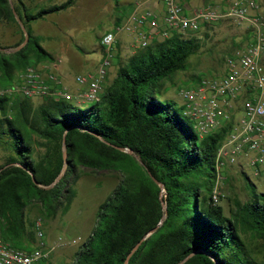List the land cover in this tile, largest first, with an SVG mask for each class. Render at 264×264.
<instances>
[{
  "label": "trees",
  "instance_id": "1",
  "mask_svg": "<svg viewBox=\"0 0 264 264\" xmlns=\"http://www.w3.org/2000/svg\"><path fill=\"white\" fill-rule=\"evenodd\" d=\"M76 2L32 12L24 0H0V23L20 29L15 47L25 39L19 20L29 36L22 48L9 53L0 45V86L12 83L30 64L54 61L31 23ZM202 43L177 32L154 40L121 63L101 102L86 108L53 97L41 98L37 105L29 98H0V147L6 152L0 164L4 238L28 249L35 227L28 225L25 210L34 202L48 218L67 212L75 192L70 185L64 188L63 181L76 182L80 165L119 172L122 179L99 206L96 224L73 264H124L134 245L154 228L128 264H264L244 237L264 240V191L257 192L243 171L252 197L237 201L230 216L212 203L216 156L235 121L201 138L173 101L158 97L163 82L186 70Z\"/></svg>",
  "mask_w": 264,
  "mask_h": 264
},
{
  "label": "built area",
  "instance_id": "2",
  "mask_svg": "<svg viewBox=\"0 0 264 264\" xmlns=\"http://www.w3.org/2000/svg\"><path fill=\"white\" fill-rule=\"evenodd\" d=\"M162 11L137 6L128 17L101 36L104 50L100 65L94 72L79 74L75 83L84 87L83 101L101 102L102 86L113 60L118 54V37H131L134 52L154 40H164L174 32L184 35L198 32L206 24L228 20L244 25L247 41L236 47L225 59L220 76H200L197 86L182 88L183 115L201 138L235 121L216 156V170L225 165L244 162L257 177L264 176V8L257 0H225L221 6L205 5L190 10L184 0H152ZM60 63V60L57 61ZM46 98L71 102L75 96L63 77L48 65L30 64L18 71L15 80L0 86V98ZM220 193L212 192V203L218 204ZM37 244L32 249L14 246L6 240L0 224V264H40L50 257L43 219L34 223ZM61 245L64 240L57 238ZM73 239L71 243H77Z\"/></svg>",
  "mask_w": 264,
  "mask_h": 264
},
{
  "label": "rangeland",
  "instance_id": "3",
  "mask_svg": "<svg viewBox=\"0 0 264 264\" xmlns=\"http://www.w3.org/2000/svg\"><path fill=\"white\" fill-rule=\"evenodd\" d=\"M29 4L32 12L41 7L49 6L54 3H62L65 0H25ZM113 1V3H112ZM120 0H78L74 7L66 11L49 14L46 20H38L32 23L36 33H40L41 41L44 47L54 51L57 45L64 40L71 47L68 53L59 54L57 61L60 64L70 67L71 81L75 82L76 73L79 70L76 67V58H94L99 59L102 50L99 47L101 33L109 27L105 16L114 8ZM132 1V0H129ZM201 2L202 0H194ZM264 8V0H257ZM225 0H211L206 5L221 6ZM118 6V5H117ZM112 11L120 15H125L130 11L129 6H120ZM247 30L244 25H238L228 20H222L214 24L203 26L194 34L187 36H196L203 41L201 50L193 55L188 62L186 70L178 71L163 82L159 89L158 97L162 100H171L175 107L183 114V98L180 95L182 88H192L198 84V76H220L225 71V59L235 48V45L246 43L245 36ZM100 34V35H99ZM20 29L15 24L0 23V45L6 47L5 52L9 53L16 49L15 45L20 41ZM101 40V39H100ZM78 41V43L76 42ZM78 44L80 47H76ZM118 50V55L112 62L110 74L104 82L108 85L112 81V76L116 75L117 69L121 63H125L131 56L128 50L122 48ZM60 74V73H59ZM61 75V74H60ZM62 76V75H61ZM37 105L41 98H31ZM76 100L70 103L74 105ZM94 101H86L81 104V108L94 105ZM76 106V105H74ZM43 151V149H41ZM6 152L0 147V164L4 161ZM244 162V172L255 184L256 191H264V176H255L253 170L246 160ZM78 179L76 182L65 183L75 192V197L67 212L59 211L55 217L48 218L38 202H34L25 210L26 221L28 225H34L36 219H43L45 232H48L50 257L40 264H51L54 258L61 254H66V264H73L76 260L77 250L90 236L96 221L99 206L106 201L112 194L120 180L122 174L116 171L94 170L83 166L77 167ZM243 168L238 165H225L219 174L216 173V179L213 189L220 193L219 206L224 210L227 216L234 211L237 201L244 202L253 195L252 186L246 179ZM61 225V226H60ZM61 237L64 244L57 242ZM247 245L253 255L264 263V240L244 236ZM36 230L35 239L36 240ZM77 239V243H71Z\"/></svg>",
  "mask_w": 264,
  "mask_h": 264
},
{
  "label": "crops",
  "instance_id": "4",
  "mask_svg": "<svg viewBox=\"0 0 264 264\" xmlns=\"http://www.w3.org/2000/svg\"><path fill=\"white\" fill-rule=\"evenodd\" d=\"M210 1L211 0H202L201 2L197 3V1H194V0H184L186 6L190 10H193L194 8L203 7ZM25 3L27 4L26 1H25ZM112 3H113V1H112ZM114 4H116L115 7L113 8L111 6L110 11L105 16V19H107L108 23L110 24L109 27L105 29V32H107L110 29L114 28L122 20H124L126 17H128V15L134 9H136L137 6L149 7V8H152L154 10H157V11H162L161 5L157 4L156 2H154L152 0H132V1L120 0L117 3H114ZM27 6L30 8L29 4H27ZM120 6H129L130 7V11L127 14H125V15H120V14H117L116 12L112 11L115 8H116V11H117ZM44 19L46 20L47 18L45 17ZM44 19H40V20H44ZM34 22L35 21H33L32 23H34ZM32 23H31L32 31L34 32V34L38 35L40 37V40H41L40 33H36L35 32V30H34V28L32 26ZM104 33H101V35H103ZM243 37L247 38V36H243ZM100 39H99V47L102 50V55L99 57V59H94V58H87V59L86 58H76V67L79 69L77 71V73H76V76L79 75V74H87L89 72H94L97 69V67L100 65L102 57L104 55V50H103V48H102V46L100 44ZM131 40H132L131 37L129 35L125 34V33L119 35L117 48H118V50L121 49L120 53L122 52V48H124L125 50H128L131 53V55L135 53L134 50H133V47H131V42H132ZM76 42L78 43V41H76ZM41 44H42V41H41ZM76 47H80V46L78 44H76ZM44 48L48 52H50L54 56L55 59H54V61H51V62H48V61L42 62V63L39 64V66L48 65V67L50 69L54 68V70L57 73H60L62 75V77H63L65 85L68 87L70 92L75 96V100L76 101L74 102V105L81 106V104L84 103L85 101L81 100L79 95L82 92V90L84 89V87L79 86L77 83L71 81V77L69 75L71 69H70L69 66H63L62 67V65L60 64L61 62L59 64L57 63V59H58L59 54H61L62 52L68 53L69 51H71L70 45L68 43H66L64 40H62L61 43L59 45H57V48H55L56 50H54V51H51V50L47 49L46 47H44ZM111 68H112V66H111ZM110 69H109L108 75L110 74ZM115 76L116 75L112 76L111 79L113 80L115 78ZM105 88H106V84H103L102 91H104ZM45 234H46L47 244L49 245V243H50L49 239L50 238L48 239V232L46 231ZM36 244H37V239L34 240L29 245L28 249L34 248L36 246ZM78 250L76 252H78ZM65 260H67L66 254L65 255L61 254L58 257L54 258V260H53V262L51 264H66Z\"/></svg>",
  "mask_w": 264,
  "mask_h": 264
},
{
  "label": "water",
  "instance_id": "5",
  "mask_svg": "<svg viewBox=\"0 0 264 264\" xmlns=\"http://www.w3.org/2000/svg\"><path fill=\"white\" fill-rule=\"evenodd\" d=\"M19 23L21 25V28L22 30L24 31V36H25V39L24 41L22 42L21 45H19L15 50L17 49H20L22 48L29 40V36H28V33H27V30L25 28V26L23 25V23L19 20ZM119 149L123 150V151H127L128 153L130 154H133V151L131 149H126V148H122V147H118ZM63 157H64V160H65V163H66V159H67V152H66V148L64 147L63 149ZM152 179L157 183L159 184V186L164 190V184L163 183H160L154 176H152ZM33 181L35 183L36 182V179L33 177ZM163 204V207H164V210L166 212V204L165 203H162ZM156 230V228L152 229L145 237H143L137 244L134 245V247L131 249V251L129 252V254L127 255L126 257V260L124 262V264H128L130 258L132 257V255L138 250L139 246L141 245L142 241L149 235L151 234L152 232H154Z\"/></svg>",
  "mask_w": 264,
  "mask_h": 264
}]
</instances>
